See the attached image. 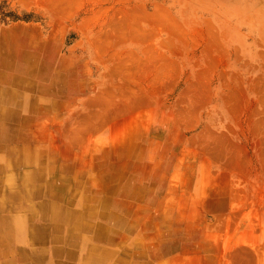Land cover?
I'll use <instances>...</instances> for the list:
<instances>
[{"label":"rangeland","instance_id":"rangeland-1","mask_svg":"<svg viewBox=\"0 0 264 264\" xmlns=\"http://www.w3.org/2000/svg\"><path fill=\"white\" fill-rule=\"evenodd\" d=\"M0 91V264H264V0H0Z\"/></svg>","mask_w":264,"mask_h":264},{"label":"bare ground","instance_id":"bare-ground-1","mask_svg":"<svg viewBox=\"0 0 264 264\" xmlns=\"http://www.w3.org/2000/svg\"><path fill=\"white\" fill-rule=\"evenodd\" d=\"M10 80H8V81H10V84L9 85H12L13 83H16V81L18 82V80L17 79H12V78H9ZM9 83V82H8ZM11 87V86H10ZM23 89H24V91H27V90H29L30 88H29V85H25V87H23ZM1 92V91H0ZM15 93H16V91L15 90H12V89H6L5 90V92H4V95L6 96H8L11 100L14 98V95H15ZM21 94H24V96H25V93L23 92V93H20V95ZM22 96V95H21ZM3 101H5V102H8V103H11V101L10 100H7V99H3ZM12 102H15V100H13ZM3 110V109H2ZM6 110L4 109L3 111H2V113H1V115H0V139L2 140L3 139V137H5L7 134H8V132H9V130L12 128L11 126H10V124L9 123H7V121H12L13 119H15L14 117V115H12L11 114V112L10 111H6ZM23 158H22V161H23V164L25 163V164H29L28 162H31V160H32V158H31V155L30 154H25V153H23ZM8 167V166H7ZM1 170V169H0ZM24 170V169H23ZM9 171V170H8ZM5 174V173H4ZM3 174V175H4ZM24 174H26V176H27V173H23V174H21V175H19L20 176V178H22L21 176H24V179H26V176L24 175ZM6 175V179H7V185H6V187H7V193H8V198L9 199H13V198H16L17 200H19V198H20V196H19V193L21 192V193H24L23 195L24 196H27L28 194H29V189L25 186V185H23L22 184V186L23 187H21V188H18V185H17V183L15 182H13L11 179H13V180H15L14 178V176L12 177L10 174H5ZM4 179V178H3ZM3 179H2V181H3ZM1 182V181H0ZM3 183V182H2ZM3 185V184H2ZM1 185V186H2ZM4 189V188H3ZM5 191V190H4ZM6 192V191H5ZM29 196V195H28ZM22 200V199H21ZM46 203V202H45ZM51 203V202H50ZM49 203V204H50ZM52 204V203H51ZM48 206H51V205H48ZM53 207H54V205H52V209H53ZM47 206H46V204L45 205H42V207H41V212H43V215L42 216H44L45 214V212L47 211ZM36 209V208H35ZM31 211V210H30ZM37 212H38V210H36ZM53 213V212H52ZM39 216V215H38ZM34 218V217H33ZM30 221V220H29ZM54 221V220H53ZM65 221L67 222V220L65 219ZM22 222V218H21V216L20 215H16V216H14V217H12V218H8V217H1L0 218V225H1V227L2 228H6V229H8L7 230V232H9V234L8 235H10L11 234V230H12V228H11V226L13 225V223H15V225L17 224V228L18 229H16V231H20L22 234H23V228L19 225L20 223ZM32 222V221H31ZM15 225H13V226H15ZM69 225V224H68ZM34 226H35V224H34ZM41 226H42V224H41ZM38 227V226H37ZM42 228V227H41ZM47 228V227H46ZM30 229V228H29ZM37 230V229H36ZM47 230V229H46ZM67 231H69V230H67ZM35 232V231H34ZM33 232V233H34ZM37 232V231H36ZM32 233V232H31ZM46 234V233H45ZM44 234V235H45ZM48 234V233H47ZM68 234V233H67ZM69 235V234H68ZM32 240V239H31ZM48 240V239H47ZM69 240V239H68ZM30 241V240H29ZM61 241H62V239H61ZM70 241V240H69ZM39 242V241H38ZM37 242V243H38ZM29 244H32L31 242H29ZM39 244V243H38ZM32 246V245H31ZM48 249V248H47ZM86 252H85V254H83V262H85V263H89V264H103L104 263V258L102 257V255H99V252L97 251V249H95L94 247H92V246H90L88 243H86ZM46 254H48V253H46ZM38 258V257H37ZM44 259V258H43Z\"/></svg>","mask_w":264,"mask_h":264},{"label":"crops","instance_id":"crops-1","mask_svg":"<svg viewBox=\"0 0 264 264\" xmlns=\"http://www.w3.org/2000/svg\"><path fill=\"white\" fill-rule=\"evenodd\" d=\"M82 257V260H83V256H81Z\"/></svg>","mask_w":264,"mask_h":264}]
</instances>
